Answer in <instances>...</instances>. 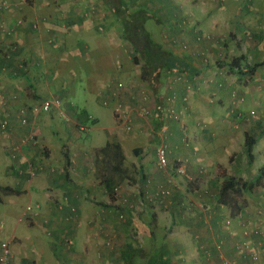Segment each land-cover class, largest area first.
Returning <instances> with one entry per match:
<instances>
[{"label": "crops", "instance_id": "0c3cea01", "mask_svg": "<svg viewBox=\"0 0 264 264\" xmlns=\"http://www.w3.org/2000/svg\"><path fill=\"white\" fill-rule=\"evenodd\" d=\"M4 1L0 0V93L7 94L8 104L16 100L17 105L59 95L70 119L41 116L35 128L40 144L24 154L14 153L15 140L0 139L8 159L7 169L0 170V255L1 243L9 241L10 264H91L89 259L97 264V249L105 264H126L122 250L132 240L143 242L141 250L145 240L156 243L161 236L174 239L178 247L176 257L158 256H166L171 264H264V37L245 34L252 22L241 28L233 24L234 29L225 31L208 7H217L218 0ZM90 4L96 6L95 16L86 18ZM154 7L166 9L167 17H156ZM123 9L129 15L142 12L149 33V18L164 22L163 42L157 43L168 56L156 70H146L141 58L139 63L132 59L134 49L122 35ZM221 18L230 25L228 17ZM38 21L45 25L39 27ZM2 24L13 33L6 35ZM239 56L244 58L241 74L230 65ZM246 65L256 69L249 72ZM118 81L126 88L119 89ZM87 91L94 92L102 106L108 100L105 107L113 108L119 123V104L128 110L146 106L149 115L141 118L133 112L132 131L118 134L114 130L119 125L115 126L117 140L87 149L78 144L82 131L77 128L95 123L98 115L74 99ZM236 91L243 98L240 118L233 105ZM172 107L182 116L189 145L181 124L167 114ZM252 110L258 117H252ZM162 130L170 147L167 170L157 158V132ZM15 131L17 137L27 132L20 127ZM134 138L143 142L128 154L124 143ZM249 139L255 141L252 158ZM107 143L120 144L122 164L111 162L109 152L106 161H100L98 149ZM42 148L47 151L46 170L31 176L27 162ZM174 165H182L185 173L174 171ZM229 177L243 187L223 193ZM107 180L118 184L114 200ZM138 180L135 192L131 183ZM160 187L170 190L168 198L158 196ZM20 195L27 197L28 205H37L33 211L25 209L11 228ZM116 205L126 213L125 220L119 219ZM79 228H86L85 240L73 247L71 238ZM109 239L113 247L107 246ZM149 258L146 264L155 263V255Z\"/></svg>", "mask_w": 264, "mask_h": 264}, {"label": "rangeland", "instance_id": "374dc122", "mask_svg": "<svg viewBox=\"0 0 264 264\" xmlns=\"http://www.w3.org/2000/svg\"><path fill=\"white\" fill-rule=\"evenodd\" d=\"M157 0H153L152 3H155ZM161 2L164 0H160ZM167 1V0H166ZM220 2V4L216 7L215 4H210L208 7L210 9H214V13L212 14V19L213 20H222L223 22V26H224V30L225 31H231L233 28V24H237L239 28L243 27L245 25V23H251V29L249 31H247L245 34L248 33V36L252 39L255 38V36H259V37H264V0H218ZM4 4L9 5L8 0L4 1ZM206 8V6H204V9ZM224 9V11H223ZM167 11L171 12V9H167ZM156 17H160L162 20L167 17V13H166V9H162L161 8H157L154 7L153 10L151 11ZM240 12H245L248 15V19L247 16L245 18V13L241 14ZM221 14H223L225 17L229 18V26H226L225 21L221 18ZM84 16L86 18H91L93 16H95L93 10H92V5L90 4L89 8L86 9V12L84 13ZM101 17H103L101 15ZM101 21H103V19H99ZM100 21V24H101ZM39 22V27H42L43 25H45L44 22L42 21H38ZM101 27H103V25H100ZM100 26H98V29L100 30ZM146 27L151 29L152 31H150L151 37L152 39L155 40V42L159 41V42H163V40H161V30L165 27V24L163 21H158L156 18L151 17L148 19L147 23H146ZM104 29V27H103ZM102 31V30H101ZM221 31V30H220ZM240 35H244L243 30L240 29ZM128 48L133 49V47L130 46L129 42H128ZM136 55V52L133 50L132 52V56H133V60H134V56ZM121 79V78H120ZM123 80V79H122ZM210 82V81H209ZM235 94L238 95V98L240 99V97L242 98V96L239 95V93L236 91ZM63 99V98H62ZM74 99L77 101V103L79 105H87V107L90 108V111H92L94 114L98 115V120L93 123H89V130L82 132V138L81 140L78 142V144H83V146L87 149H92L95 146H101L104 145L107 141H113V140H117L119 136L113 134V127L118 126L119 128H117L115 131L118 132V134H121V130L124 132L126 131V129L123 127V125H121V123H119L117 121V119H115L114 114H113V108H106L105 106H102L99 102H98V98H96V94L94 92H85L79 96H74ZM88 100V103H86V100ZM64 100L66 101V98H64ZM68 100L70 101V98H68ZM243 100H241L242 102ZM11 102V101H10ZM68 102V101H66ZM240 102V103H241ZM23 104H27V103H22L20 105L16 104V100H12V102L9 104L10 107L14 108H19L20 106H22ZM148 108V107H147ZM257 114V113H256ZM252 117H258L257 115H254ZM0 118L2 119V116H0ZM0 119V120H1ZM78 131H80L77 128ZM39 139V137H38ZM142 139L139 140L138 138H134V139H130L128 142L124 143L125 148L129 153L132 154V147L142 143ZM95 149V148H94ZM5 141H0V170H6L7 169V164H8V159L6 158L5 155ZM2 160V161H1ZM4 160V162H3ZM256 164L259 165L260 164V160L258 159L256 161ZM131 183V182H130ZM139 180L135 182H132L131 186H135V192L140 188V184L138 185ZM18 199V205L16 206V209H14L13 213H15L16 210V215L13 218V221L11 222L10 227H14L16 220L18 219V217L20 216V214L27 209V205H28V200L27 197L25 196H19L17 197ZM32 206V209L29 211H33L34 208L36 207V202H32V204H30ZM0 208H4V205L0 203ZM115 218H117L118 220V216L115 213V215H113ZM3 216L0 214V221H2ZM1 223V222H0ZM25 224H27V221H25ZM41 228L43 229L42 225ZM85 232H86V228H79L76 232V236L71 238V243L73 244V247L80 244L82 241L85 240ZM75 234V233H74ZM47 233L41 240V242L43 243V245L45 243H47ZM7 238V237H6ZM0 239H4V237L2 235H0ZM3 241V240H2ZM109 241V242H108ZM132 244H135L134 246L136 248H139L141 243H143L142 241H138V240H132ZM135 242V243H134ZM107 246H113V243L111 242V240H107ZM13 245V244H12ZM39 247L43 248L44 246H42L41 244L38 245ZM178 247H175V240H165V237H159L158 242L154 243V242H150V240H145L144 241V245L142 246L140 252H139V257L137 258V264H146L145 261L149 259L150 256L155 255L156 258H158V256L161 253H164L167 255V257L174 255L175 257L178 256V254L176 253V249ZM44 249V248H43ZM46 249V247H45ZM164 249V250H161ZM47 250V249H46ZM181 253H183V251L180 248ZM96 253V257H97V264H105V262L99 257V250H95ZM151 253V254H150ZM185 254V253H183ZM49 255H51L49 253ZM88 259V257H86ZM140 259V260H139ZM61 260H63L61 258ZM139 260V262H138ZM65 264H76V262L71 261V260H63ZM89 263L93 264V261L91 259L88 260Z\"/></svg>", "mask_w": 264, "mask_h": 264}, {"label": "built area", "instance_id": "2783aa9c", "mask_svg": "<svg viewBox=\"0 0 264 264\" xmlns=\"http://www.w3.org/2000/svg\"><path fill=\"white\" fill-rule=\"evenodd\" d=\"M92 10L95 13L96 6H92ZM1 27L4 29L6 35H10L13 33V29L11 28L7 29L5 27V24H2ZM100 30H103V27L100 26ZM183 77L184 76L180 75L178 76V79L181 78L183 79ZM117 86L119 89L126 88V84L122 81H118ZM13 97L16 98L17 96L15 95ZM114 97L116 96L114 95ZM241 100H243V98L240 97L239 99L238 95L233 93V105L235 107V110H237V117L239 118L243 117L244 115V113L240 111L238 107ZM8 102H9V98L7 94L0 93V107L3 108L1 110L2 119L0 120V139L8 138L15 140L14 141L15 147L13 149L15 154H22V153L24 154L30 148L39 146L40 142L35 128L41 116L55 114L60 117H63L66 120L70 119V115L66 109L65 102L59 95H51L45 98L36 99L32 103L23 104L19 108H14V109L9 106ZM102 103L105 106L109 105L108 100H104ZM133 112L137 116L144 118L147 114L149 115L150 111L146 106H142V108L136 110H128L124 105L119 104L115 108V116L118 118V120L123 125V127L128 131H132L134 129L133 116H132ZM162 112H165L164 108H162ZM167 114L181 124L182 129L184 131L183 140L187 145H189V139L185 131L186 125L183 122L180 112L176 110V108L172 107L167 111ZM251 115L252 116L256 115V111L252 110ZM18 127H20L23 130H27V132L17 137L16 136L17 132L15 131V129ZM88 128L89 126L83 123H80L78 125V129L82 132H84ZM164 131L165 130H162V132H157L159 136L158 138L159 141L157 146V158L160 167L167 170L169 164L168 152L170 150V147L167 142V136L164 134ZM153 134L155 136L156 131L153 130ZM46 158H47V151L45 150V148H42L39 155L36 156L35 158H29L26 166L28 173L31 176H35L36 174L45 171ZM172 169L181 174L185 173V170L182 165H174ZM54 170L55 168H50L51 172H53ZM20 171L24 172V169H21ZM170 178L171 180H173L171 176ZM169 193L170 190L166 187H160L157 192L158 196L161 198H168ZM144 201H145V197L144 196L140 197L139 204L143 205ZM130 206L133 207V205ZM31 209L32 206L29 204L27 206V210L29 211ZM125 218L126 216L124 210L120 209L119 219H125ZM3 227L4 224L1 223V228ZM1 246H2V252L0 255V264H10L12 254H11L9 241H3L1 243Z\"/></svg>", "mask_w": 264, "mask_h": 264}, {"label": "trees", "instance_id": "16d2710c", "mask_svg": "<svg viewBox=\"0 0 264 264\" xmlns=\"http://www.w3.org/2000/svg\"><path fill=\"white\" fill-rule=\"evenodd\" d=\"M119 8V7H118ZM116 8V10L118 9ZM120 17L122 19L123 24V37L127 41H129L136 52V55L134 56V60L136 63H139V58L145 61V68L146 70L152 72L153 70H156V68H159L164 61L166 60V57L168 56V53L163 48V46L157 42H155L150 33L147 31L144 25V14L142 12H137L135 14L129 15L125 11V9L121 10ZM243 56H239L233 59V61L230 63V65L236 69H238V73H243L242 67H241V61L243 60ZM249 72H253L256 69V66H250L246 65ZM255 144V141L251 142V139L247 140V151H248V157L252 158V149L253 145ZM119 150V153L118 151ZM109 152L111 162L114 159L115 162L120 160V163L122 164L124 159V154L122 151V148L119 143H107L104 147H101L98 149V153L102 156L100 161H106L105 160V153ZM107 159L108 156H107ZM242 183L239 180H236L233 177H229L225 180L222 192L226 193L229 189L239 190L240 186L243 187L244 183ZM106 188L109 191L112 200L115 199V189L118 186V184L113 185L109 180L106 181ZM119 206L116 205V208L118 209ZM131 209V208H130ZM120 210V209H118ZM125 213V212H124ZM126 216V213H125ZM126 219V218H125ZM121 219V220H125ZM109 242V241H108ZM67 244L70 245V241H67ZM113 247V246H110ZM140 250L136 248L133 244H128L123 250H122V257L125 260L126 264H137L135 261L136 255H139ZM149 261L152 259L149 258ZM155 263L152 264H171L170 259H168L166 256H163L162 258H154L153 260ZM61 264H65L64 261L61 262Z\"/></svg>", "mask_w": 264, "mask_h": 264}]
</instances>
